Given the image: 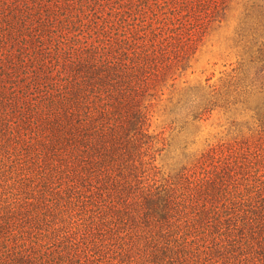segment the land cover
Instances as JSON below:
<instances>
[{
  "label": "trees",
  "instance_id": "1",
  "mask_svg": "<svg viewBox=\"0 0 264 264\" xmlns=\"http://www.w3.org/2000/svg\"><path fill=\"white\" fill-rule=\"evenodd\" d=\"M233 3L238 65L177 91ZM0 264H264V0H0Z\"/></svg>",
  "mask_w": 264,
  "mask_h": 264
},
{
  "label": "rangeland",
  "instance_id": "2",
  "mask_svg": "<svg viewBox=\"0 0 264 264\" xmlns=\"http://www.w3.org/2000/svg\"><path fill=\"white\" fill-rule=\"evenodd\" d=\"M241 11L242 5L233 3L232 10L222 23L216 25L209 32L197 52L192 66L178 79L177 91L188 85L218 83L220 78L226 76L238 65L241 60V52L236 43V30ZM164 118L160 111L158 125L163 123ZM227 127L226 116L220 111H214L208 119L189 125L184 132L180 134L174 132L170 137L172 146L164 154V161L167 162L171 156L177 154L178 148L185 143L195 142L193 146L199 148L224 137Z\"/></svg>",
  "mask_w": 264,
  "mask_h": 264
}]
</instances>
